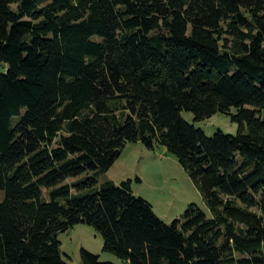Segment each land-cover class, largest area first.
<instances>
[{
  "label": "trees",
  "instance_id": "trees-1",
  "mask_svg": "<svg viewBox=\"0 0 264 264\" xmlns=\"http://www.w3.org/2000/svg\"><path fill=\"white\" fill-rule=\"evenodd\" d=\"M263 111L264 0H0V264H69L80 224L129 264H264ZM138 142L209 212L166 224L131 180L100 184Z\"/></svg>",
  "mask_w": 264,
  "mask_h": 264
},
{
  "label": "rangeland",
  "instance_id": "rangeland-1",
  "mask_svg": "<svg viewBox=\"0 0 264 264\" xmlns=\"http://www.w3.org/2000/svg\"><path fill=\"white\" fill-rule=\"evenodd\" d=\"M232 113L235 114L236 109ZM182 116L188 123L202 129L207 136H213L219 130L228 135H237L239 132V125L226 114L219 113L201 122L195 120L192 112L184 111ZM262 117L264 119V111ZM128 180L132 181L134 194L150 202L156 215L166 224L180 219L192 204L209 212L198 185L178 158L164 147L149 150L139 142L129 143L113 167L101 175L99 183L111 181L120 184ZM59 239L69 264H83L82 249L100 256L102 262L129 264L105 252L103 237L89 225H77L61 233Z\"/></svg>",
  "mask_w": 264,
  "mask_h": 264
}]
</instances>
